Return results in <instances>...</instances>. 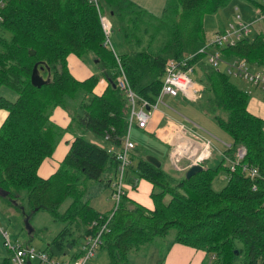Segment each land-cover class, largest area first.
Segmentation results:
<instances>
[{
	"label": "trees",
	"instance_id": "trees-1",
	"mask_svg": "<svg viewBox=\"0 0 264 264\" xmlns=\"http://www.w3.org/2000/svg\"><path fill=\"white\" fill-rule=\"evenodd\" d=\"M97 1L110 21L115 53L133 90L153 102L167 61L186 60L200 86V108L231 136L230 146L218 154L219 163L203 164L189 178L150 163L135 144L125 180L133 185L136 179L150 182L153 208L124 193L102 234L99 249L106 252L107 264H128L131 251L170 230L172 243L214 256L213 264H264V120L248 110V91L212 66L207 52H199L206 41L205 16L232 0H167L159 15L132 0ZM245 1L264 12L263 0ZM0 17V87L17 96L12 101L0 95V109L6 112L0 125V194L15 201L24 190L29 209L45 208L65 223L45 251L58 257L68 251L74 259L85 238L99 230L100 216L104 220L108 215L85 197L91 182L115 179L117 161L108 148L118 151L128 129V102L112 86L118 74L115 55L103 44L98 11L87 0H7ZM213 48L226 61L242 59L250 69L264 72V18L234 44L209 50ZM69 54H91L102 76L75 78L67 65ZM35 64L45 81L40 85L31 80ZM101 77L106 84L97 93ZM56 107L69 113L66 128L51 120ZM65 131L74 133L68 152L53 174L40 177L38 167ZM88 131L104 145L86 138ZM238 147L246 154L231 169L224 162L236 159ZM244 163L255 167L258 176L250 179L242 172ZM220 170L227 172V181L214 190ZM68 197L69 205L60 212Z\"/></svg>",
	"mask_w": 264,
	"mask_h": 264
},
{
	"label": "built area",
	"instance_id": "built-area-1",
	"mask_svg": "<svg viewBox=\"0 0 264 264\" xmlns=\"http://www.w3.org/2000/svg\"><path fill=\"white\" fill-rule=\"evenodd\" d=\"M6 1L7 0H0V8L4 6ZM87 1L90 4H93L98 11L102 31L104 33L103 44L114 52L115 60L118 65L116 85L123 92L130 108L128 115V129L124 135L121 148L118 151H113L111 148H108L109 152L114 153L117 161V171L112 189V198L115 207L111 214H108L104 220L102 219L103 216H100L99 223L101 226L99 230L85 238V244L82 245L81 248L82 253L74 259H59L55 256L49 255L47 252L35 250L27 244L15 243L9 239L6 228L0 222V234L4 239V244L11 250L10 262L12 264H28L32 259H38L40 264H89V260L100 248L103 231L109 224L114 211L119 205L121 197L125 193L127 168L131 164L130 155L135 146V143L130 138V127L136 120L139 128H145L150 117V111L157 109L159 105H166L164 102L166 96L176 97L181 95L186 100L193 101L196 100L199 95V86L192 78L193 67L190 65L188 66L186 60L181 62L172 60L167 61L161 89L153 102H149L136 93L131 87L121 65L120 58L115 53V49L112 45L110 38L112 30L108 17L102 15L97 0ZM258 12L260 14V19H263L264 12L260 9H258ZM236 19V22H229L227 27L221 31L215 32L209 40H206L204 46L199 49V52H207V60L212 66L226 71L234 78H240L251 84L260 85L264 88L263 72L252 71L245 60L232 59L226 61L222 58L219 51L214 50V48L211 51L209 50V48L214 46L234 44L241 36H246L251 32L254 22H243L240 20L239 15L236 16ZM147 107L149 108L148 110H146ZM196 130L197 131L194 132L186 127L184 123L177 121L169 122L166 128H164L163 136L170 145L169 161L174 170L186 171L193 165L203 166L204 162L212 156L215 150L212 140L209 137L202 135L198 129ZM229 146L230 144L227 145V147ZM245 154V148L238 147L235 154L236 159H227L230 168L234 169V167L238 165L237 163L243 159ZM240 167L242 172L248 175L250 179H254L258 176V171L255 167H249L245 163ZM213 257L214 256L211 257L207 264H213Z\"/></svg>",
	"mask_w": 264,
	"mask_h": 264
},
{
	"label": "rangeland",
	"instance_id": "rangeland-1",
	"mask_svg": "<svg viewBox=\"0 0 264 264\" xmlns=\"http://www.w3.org/2000/svg\"><path fill=\"white\" fill-rule=\"evenodd\" d=\"M143 1L148 2V0H137V2L140 5L145 6L147 3ZM134 2L137 3L136 1ZM164 7L165 4L163 5V0H156V2L154 3L152 2L150 3V5H148V8L153 10L155 13L159 11L161 12V10H163ZM237 15L240 16V20L243 22L250 23V22H258L261 20L258 9L253 7L247 1L232 0L224 8H222L215 14L205 16L204 27L207 31V29L209 30L211 27L217 26L216 24H219L221 21H224V24L229 22V20H231V22H236ZM112 34L113 33H111L110 35L112 45L113 44L116 45V37L115 36L112 37ZM210 38L211 37H209V39ZM68 66L70 72L74 76L85 77L87 76L86 75L87 71H89V73L87 74H98L102 76L99 68L93 62V57L91 54L85 55L83 57H78L74 54L70 55L68 58ZM102 78L103 77L100 78V81ZM192 78L196 81V79L193 76ZM231 80L238 87L244 88L245 84L242 83L243 81H241L239 78L231 77ZM100 89H101V85H99L98 87V90ZM0 95L12 101L15 100L17 97L16 93L7 86L0 87ZM164 102L170 105L171 107L175 108L181 114H183L185 118L202 126L209 133V136L212 139H214L215 144L219 149L223 150V146H224L223 142L225 143L231 141L230 134L226 130L221 128L212 118V116L203 112L196 100L193 101L185 100L184 98L178 95V97L166 96L164 98ZM66 113L68 112L66 111ZM4 114L5 111L0 109V117H2V115ZM186 121L187 122H184L185 126L193 129L194 128L193 124L188 120ZM134 124H136V120ZM65 132H69L74 136V133L71 131H65ZM85 137L91 140L92 142H95L100 145H104L102 139L95 136L90 131L85 133ZM130 138L136 145L142 148V154L147 156V155H151L150 153H152L158 155L160 159L164 158L163 154L165 153L167 146H165L157 136L142 132L136 129L135 127L133 128L130 127ZM218 154H219L218 150H214L210 159H208L206 163L204 162V164L216 166L219 163ZM164 160H166V158H164ZM224 165L230 166L227 160H225ZM163 167L166 168L167 171H171L172 173L179 172V171H175L172 168V166H169V164L165 161L163 162ZM136 180L138 181L139 179ZM226 181H227V172L224 170H220L218 172V177L213 181L212 184L213 189L220 190L225 185ZM130 187L131 186L129 184L125 183V190H132V192L135 193L136 197L140 201H144L142 199V195L149 197V193L143 191L142 188H138V187L130 188ZM111 189L112 187H109L106 184L105 180L90 183L89 191L86 194L85 198L89 200L90 204L95 209L110 215L111 211L115 207V203L112 198ZM15 198H16L15 201H8L6 196L0 194V218L2 219L0 222L1 224L2 223L5 224L7 233L9 235V239L15 243L25 244V245L29 244L35 250L45 251V248L47 247V243L51 241L53 236L57 232H59L61 228L64 227L65 223L55 220L52 214L45 208H40L38 210L29 209L26 204L24 190L17 192ZM70 201L71 198L69 197L66 198L61 203L58 210L60 212H63L69 205ZM27 218H28V225L30 226L31 229H33L31 232H29L27 223L25 222V219ZM173 237H174V230H170L167 236L156 237L152 242L142 246L141 249L137 251H131L129 256V262L131 263L135 259V260H139L141 264H164L163 263L165 257L164 255ZM5 257L10 259L11 250L4 244L3 237L2 239L0 237V259L2 260ZM32 261L33 264H40L38 259H33ZM107 262H108V258L106 252L101 251L100 249H98L95 255L89 260V264H107ZM9 263L12 264L11 262ZM9 263L2 262L0 264H9Z\"/></svg>",
	"mask_w": 264,
	"mask_h": 264
},
{
	"label": "crops",
	"instance_id": "crops-1",
	"mask_svg": "<svg viewBox=\"0 0 264 264\" xmlns=\"http://www.w3.org/2000/svg\"><path fill=\"white\" fill-rule=\"evenodd\" d=\"M134 1L137 2V0H134ZM166 1L167 0H163V5L165 4ZM143 2L147 3L146 4L147 6L146 5L142 6L138 2L136 4H138L139 6L151 11L153 14H156V15H159L162 12V10H161V12L159 11V12L155 13L153 10L148 8V5H150V3H152V2L153 3L156 2V0H148V2H146V1H143ZM229 22H231V20H229ZM229 22L224 24V21H221L219 24H216L217 26H213L209 30L207 29V31L205 29V31H206L205 40H209V37H212L215 32L223 30L225 27H227ZM70 55H73V54H69L67 56V65H68V58ZM68 68H69V66H68ZM253 71H261V70H253ZM87 73H89V71L86 72L87 76H85V77H82V76L78 77V76H74L73 74L72 75L77 79H84V78L91 75V74H87ZM240 80L243 81L242 83L245 84L243 89L247 90L248 93H250L249 101H248V110L252 114L259 116L260 118H262L264 120V88L260 85L251 84V83H249L243 79H240ZM105 84H106V79L102 78L101 81H99L98 85L96 86L95 91L97 93H100L103 90V88L105 87ZM99 85H101L100 90H98ZM179 96H181V95H179ZM176 97H178V96H176ZM182 98H184V97H182ZM146 110H148V109H146ZM5 116H6V112L4 115H2V117H0V125H1L2 121L4 120ZM51 120L54 123H56L57 125H59L60 127L66 128L69 124L70 117L64 109H62L61 107H56L51 114ZM186 120L190 121L193 124L194 128L193 129L190 128L192 131L196 132L197 131L196 129H198V131L202 135L209 137L213 142L215 150H218L219 153L223 152L224 148L230 144V142H225V143L223 142V144H224L223 150L219 149L217 147V145L215 144L214 139H212L209 136V133L202 126H200L199 124L185 118V116L183 114L178 112L175 108L171 107L167 103H166V105H163V104L159 105L157 109L150 111V117L148 119L147 126L145 128H139L137 126V123L133 124V126H131V128L135 127L136 129H138L142 132L157 136L161 140V142L165 146H167V149H166L165 153L163 154V157L166 158V160H164V158L160 159L158 157V155H156V154H152V153H150V154L153 155L154 157H156L160 161V165H163V162L165 161L169 164V166H171L170 161H169L170 145L166 141V139L164 138L163 131L169 122L177 121V122L184 123V122H187ZM129 132H130V130H129ZM73 138H74V136L69 132H65L62 135V138L57 143L52 155L50 157L45 158L41 162L40 166L38 167L37 172H38V175L40 177L47 178L56 171L60 162L62 161V159L64 158V156L68 152L70 144L73 141ZM202 167L204 168V166H202ZM164 169H166V168H164ZM179 172L185 173V171H179ZM113 182H114V180L112 182L110 181L109 184H107V183L106 184L109 187H112V189H113ZM91 183H93V182H91ZM126 183L131 186L130 188H137V187L142 188L143 191H146L147 193H149V197L142 195V199L144 201H140L136 197L135 193L132 192V190H125V194H127V196L129 198L135 200L136 202L140 203L141 205H143L149 209L153 208V202H152V199L150 198V192L152 190V184L150 182H148L145 179H139L138 181L135 180L134 185L132 183L127 182V180H126ZM141 184H142V186H141ZM112 189H111V193H112ZM95 210H97V209H95ZM97 211H99V210H97ZM99 212H101V211H99ZM2 225L6 228L5 224L2 223ZM0 237L2 239L1 235H0ZM27 245H29V244H27ZM41 251H44V250H41ZM44 252H46V251H44ZM164 256H165L164 260H163L164 264H207L211 259V257L208 256V254H206L204 251H202L200 249H196V248L191 247V246L183 245L180 243H172V242L169 243V246L167 247V251H166ZM55 257H57L59 259L71 258L68 251L66 253H64V255H62L61 257H58V256H55ZM32 260L29 261L30 264H33ZM2 262L9 263L10 259L5 257L2 260L0 259V263H2ZM128 264H141V263L139 260L134 259L131 263L129 262Z\"/></svg>",
	"mask_w": 264,
	"mask_h": 264
},
{
	"label": "water",
	"instance_id": "water-1",
	"mask_svg": "<svg viewBox=\"0 0 264 264\" xmlns=\"http://www.w3.org/2000/svg\"><path fill=\"white\" fill-rule=\"evenodd\" d=\"M32 53H34V52L32 51ZM31 80H32V83L34 85H40L41 83L45 82L41 77L38 76L37 69H36V64L34 65V68H33V72H32V75H31ZM112 86L115 87L116 84L112 83ZM147 109H149V108L147 107ZM146 159L150 163L154 164L155 166H157V167L160 166V161L156 157H154L153 155H147ZM202 169H203L202 165H193V166L189 167L185 171V177L189 178L191 175L195 174L196 172H198V171H200ZM25 222L27 223V227L29 229V232H31L33 229H31L30 226L28 225V218L25 219ZM237 252L238 251H236V253ZM28 264H30V263L28 262Z\"/></svg>",
	"mask_w": 264,
	"mask_h": 264
}]
</instances>
